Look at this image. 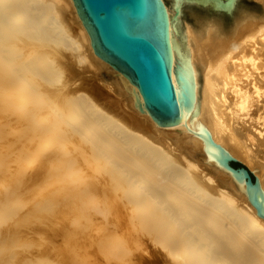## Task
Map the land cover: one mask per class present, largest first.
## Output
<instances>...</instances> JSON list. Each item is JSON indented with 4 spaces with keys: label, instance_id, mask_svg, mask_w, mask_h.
<instances>
[{
    "label": "bare ground",
    "instance_id": "6f19581e",
    "mask_svg": "<svg viewBox=\"0 0 264 264\" xmlns=\"http://www.w3.org/2000/svg\"><path fill=\"white\" fill-rule=\"evenodd\" d=\"M251 1L162 0L173 85L190 57L195 101L159 126L73 0H0V264H264V218L197 134L264 190V0Z\"/></svg>",
    "mask_w": 264,
    "mask_h": 264
},
{
    "label": "water",
    "instance_id": "95a60500",
    "mask_svg": "<svg viewBox=\"0 0 264 264\" xmlns=\"http://www.w3.org/2000/svg\"><path fill=\"white\" fill-rule=\"evenodd\" d=\"M93 50L135 83L155 122L169 126L185 119L195 101L190 57L175 60L179 83L171 77L168 16L162 0H73ZM197 134L206 153L227 173L264 218V190L258 177L201 125Z\"/></svg>",
    "mask_w": 264,
    "mask_h": 264
},
{
    "label": "rangeland",
    "instance_id": "374dc122",
    "mask_svg": "<svg viewBox=\"0 0 264 264\" xmlns=\"http://www.w3.org/2000/svg\"><path fill=\"white\" fill-rule=\"evenodd\" d=\"M240 3V4H239ZM243 3H245V4H243ZM250 3L253 5V7L254 8H257L256 7V4H254V3H252V1L250 0ZM242 4V5H241ZM238 5L239 6H245V5H249V0L247 1V0H238ZM220 10H222V11H224V13H225V15H226V19H227V21H229L230 19V17H231V15L235 12V8H233V10L232 11H230L229 9H227V10H225V9H220ZM78 82V80L76 81V83ZM114 86L116 87V83H114ZM100 102L102 103L103 102V104H104V106H106V102H105V100H103V99H101L100 100ZM107 107H108V105H107ZM240 162H242V161H240ZM243 163V162H242ZM89 217H93V215H90V214H88L87 212H84V211H81V210H79V211H77V210H75V211H72V210H66L65 211V215H64V219H71V218H76V219H79L80 221H85V222H87V218H89ZM97 224H96V226H101L102 225V220L100 219V218H102V216L101 215H97ZM75 238V237H74ZM67 246V243H66V241H61V244H60V246H59V248L60 249H63V250H65L63 247H66ZM132 252V251H131Z\"/></svg>",
    "mask_w": 264,
    "mask_h": 264
}]
</instances>
